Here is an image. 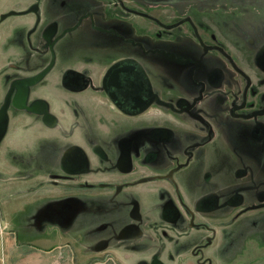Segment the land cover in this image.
Wrapping results in <instances>:
<instances>
[{"label":"rangeland","instance_id":"374dc122","mask_svg":"<svg viewBox=\"0 0 264 264\" xmlns=\"http://www.w3.org/2000/svg\"><path fill=\"white\" fill-rule=\"evenodd\" d=\"M130 1L0 0L7 7L0 14V126L6 111L19 104L16 94L21 89V107L26 110L19 114L20 122L0 128V264H22L35 250L31 242L44 246L52 241L65 244L71 253V260L63 264L75 263L74 249L67 243L71 238L56 230L68 228L73 217L67 210L58 211V202L52 205L55 200H42L46 193L39 191L37 181L50 167L61 173L62 156L63 161L72 157L74 164L83 158L87 174L102 172L109 178L104 184L121 188L139 183L142 187L153 178L147 170L157 172L154 178L164 186L162 198L181 200L182 217L184 213L190 217L175 227L183 229L181 239L164 241L173 262L178 259L181 264L180 255L174 256L179 247L185 263L193 259L194 264H215L212 254L222 251L228 264H264V138L252 139L238 120L227 118L242 106L249 112L264 110V77L254 80L242 70L226 78L220 75L217 69H231V62L224 47L211 45H221L220 36L232 32L242 36L239 55L250 56L259 39L255 30L241 35V28L264 29V0H179L182 6L189 5L185 13L190 14L172 27L164 25L160 15L171 3ZM169 9L177 12L172 5ZM10 46L16 50L9 51ZM262 49L264 45L257 50L254 65L264 70ZM246 58L251 65V58ZM128 59L143 66L151 91L145 107L132 114L121 111L107 80L109 69ZM82 68L88 76L103 75V92L89 95L87 103L71 99L66 110L70 128L58 129L45 99L52 87H42L43 79L72 75L68 82L82 89L91 85V79L76 74ZM151 106L157 112L149 113ZM41 116L47 124H42ZM150 121L170 130L171 138H150ZM150 154L158 159L150 160ZM16 170L31 173L30 190L5 176L9 171L18 174ZM110 175L128 177L113 181ZM169 187L175 190L171 194L165 190ZM39 206L47 217H41ZM173 210L179 218L180 208ZM5 217L13 221L6 227ZM48 233L55 236L52 241L43 237ZM99 241H85L80 249L101 250ZM172 242L173 249L168 247ZM82 264L119 263L105 254Z\"/></svg>","mask_w":264,"mask_h":264},{"label":"crops","instance_id":"0c3cea01","mask_svg":"<svg viewBox=\"0 0 264 264\" xmlns=\"http://www.w3.org/2000/svg\"><path fill=\"white\" fill-rule=\"evenodd\" d=\"M210 1L215 2L216 0ZM127 2L128 4L132 3V1L130 0H127ZM167 2L171 3L170 5H172V7H174L177 12L171 11L169 9L170 5L166 4L165 8H162L160 10V15L163 17L162 23L164 25L172 27L182 20L183 15L190 14L185 13V9L188 8L189 5L184 4L182 6L179 0H165V3ZM172 2L175 3L173 4ZM5 10H7V7L0 3V14ZM178 13L180 15H178ZM152 19L154 20V18ZM219 19H217V21ZM251 20L253 21V19ZM223 21L225 20H222V22ZM213 22L215 23V20ZM253 30H255V33L257 34L259 44L255 47V49H253V51H251L250 56L247 55L243 57L239 55V51L241 48L239 47V45L241 41H243L242 36L239 37L237 35H234L232 32H225L224 35L220 36V38L223 39L219 43L223 46L219 45L218 43L211 44L215 46L216 49H221L222 47H224L225 51L227 52L225 54L227 55V58H229V62H231V69L229 68L230 73L228 72L229 69L226 71H224L222 68L217 69L220 70V74L225 76V78L226 75L229 74L239 75V70H242L243 74L248 75L251 79L254 80H259L261 77H264V70L260 69L257 65H254L256 64L255 58L257 50L259 49V47L264 45V29L243 26L241 28V35L249 34V32ZM227 44L229 45L230 52L226 50L228 48ZM15 50L16 47L14 48L13 46H10L9 51ZM246 57L251 58V65L250 61ZM8 60H10V58ZM15 65L16 64H12V66L15 67V70L17 71ZM213 69H215V66H213L211 70H209L208 74L213 71ZM76 71H82L81 73H85L86 69L82 68ZM84 75L88 76L87 73H85ZM88 77L89 79H91V85L82 89H80L77 85H73V82H68L72 79V75L66 78L65 76H63V73H61L49 75L43 79V83H45V85H42V87H52L51 93L47 94L48 96L45 99L50 104V112L54 117H57V121H53L57 123L58 129L66 130L70 128L68 118H71V115L69 114L70 112L66 110L69 108L68 104L71 99L82 98L87 103V98L89 95L95 96L96 94L103 92L101 91V82L103 75L99 77L98 74H93L92 76ZM94 86H98L99 88ZM153 91V94L155 93L157 97H159V99L164 101V97H161L159 94H157L155 90ZM22 93V89L17 92L16 96H19V104L13 105L14 107L9 108L8 112L6 111L3 120H1L0 128H4V125L6 124L8 128V125H13V123L16 124L20 122L19 114L23 111L26 113L24 107H21L23 106L21 97ZM202 96L204 97L203 94ZM105 100L107 99L105 98ZM79 101L85 104L83 101ZM239 108L238 111H232V114L228 115L227 118H229L231 122H233V120H238L240 125H242L249 131L250 137L252 139L255 140V136L259 137V139L260 137L264 138L263 108H256L251 112H249L250 110L245 109L243 106L240 109ZM148 109L149 113L151 114L153 112H157V109H154V106H151ZM161 112L163 111L159 109V113ZM66 113H68V116H66ZM48 118L49 116L47 117V119ZM41 119L42 124H47L48 120L46 122L45 117L41 116ZM196 123L197 121H192V124ZM156 126L157 125L152 121H150V123H147V131H150V138H154V141L157 139L165 140L166 138H171L170 130L157 128ZM18 129L20 130L21 126H19ZM17 133L18 132H16L15 134ZM148 157L150 158V160L158 159L157 156H153L152 154L148 155ZM63 158L64 156H62L61 159V173L57 172L53 167H50L45 175L46 177L42 176L41 178L40 175V179H37V181L38 184L40 183L39 191H43L44 194L46 193V198H43L42 200H48L50 202L55 200L52 205L58 202V204L56 205L58 211L67 210L69 217H73V220L69 223L70 226L68 228L57 227L56 230L57 232H63L60 233V235H68V237L71 238V242L68 241L67 243L72 244V247L74 249L73 255H75L76 258V260L74 258V262L76 264H82L85 262L87 263L90 258L105 254L112 255L119 264H178V259H176L175 262H173V259H171V250H169V248H165L164 241L171 242L173 241V239H175L176 241L178 239H181L183 237V229L179 228L177 230L175 229V227L177 226L178 222L179 224H183V218L190 217L189 215L185 216V213L184 217H182L183 203L181 200L179 201L178 198H172L171 200L166 201L164 200V198H162V192L164 190H162L161 187L164 188V186H162V184L158 182L156 178H154L158 177L156 176L157 172L147 170V176L153 178L147 179V183H143L145 185H143L142 187L138 186L139 184H142L139 183L129 187L128 185H125V187L121 188V186H112L110 183L104 184V179L109 178H105V175L102 172H93V174H87V171L85 170L86 161H84L83 158V160L79 158L76 164L72 162V157H66L64 161ZM155 163L156 162L150 164ZM76 165H78L77 168H75ZM17 172L18 174H12V171H9L5 173V176L9 177L10 179L13 178L15 180L13 181V185L22 187V190H30V188L28 187L33 186L34 182L29 179L31 173H25L24 171ZM128 175H122L121 177L110 175L109 177H112L110 179L113 181H124L127 180L125 179V177H128ZM62 176H65V179H63ZM69 177H71L72 180H69ZM117 178L120 179L114 180ZM85 180H89V184H85ZM1 184L3 185V187L5 186V184ZM144 189H147L146 192H144L146 194L142 195L144 194L142 193ZM165 190H167L169 194L175 191L170 187L166 188ZM60 199H66V201L59 203ZM177 206L180 208L179 218L177 211L173 210ZM38 208L40 209L39 212L42 215L41 217H47L44 208L42 206H39ZM195 214L196 212L194 213V215ZM5 218H7L3 220V224L5 227L6 225L13 223L11 218ZM58 224H61V222ZM159 224L162 225L157 229V226ZM100 232L101 236H98V233ZM43 237L48 241H52L53 237L55 236H52V234L48 233L44 234ZM95 239L100 240L99 243L102 247L101 250H97L96 248H93L92 250L80 249L85 241H91ZM31 243L35 246L33 248L35 250L25 255L27 260L23 259L22 264H63L65 259L69 258L71 260V253L68 249L65 248V244H54V242L52 241L48 242L44 246H39L33 242ZM174 245L175 243L172 242L168 244V247L170 246L173 249ZM174 253V256L176 258H178L180 255L179 258H181V264L195 263L193 259H189L185 263L182 260V249L179 247L174 250ZM226 255L227 253L225 254V252L223 253L222 251L212 254V256L215 257L213 258L214 263L228 264L229 262L226 258ZM3 260H5V258ZM67 264H70L69 261L67 262Z\"/></svg>","mask_w":264,"mask_h":264},{"label":"flooded vegetation","instance_id":"af4514ba","mask_svg":"<svg viewBox=\"0 0 264 264\" xmlns=\"http://www.w3.org/2000/svg\"><path fill=\"white\" fill-rule=\"evenodd\" d=\"M213 46V45H212ZM215 48V46H213ZM216 49V48H215ZM134 59V58H133ZM121 71H117L118 69ZM73 74L76 73V71H72ZM116 72V73H115ZM120 72V77L127 76L130 77L128 80V84L122 81V79L117 81L116 75ZM79 73V77L83 76L85 79L89 77L84 75L83 73L77 71L76 74ZM221 75V74H220ZM107 80L109 82V78L111 79L110 83L113 82L116 88H108L109 92L117 96V104L121 111L126 114H132V113H137L141 108L145 107L146 105V98L148 100V96L150 97L151 91L147 82V78L145 76V69H143V66L135 61V60H128V61H122L118 64H116L114 67L110 68L108 73H107ZM109 83V84H110ZM129 86V93L128 96H126L125 101H121L122 95L121 93L125 90V85ZM111 86V85H110ZM131 95V96H130ZM130 101H127V100ZM72 164V163H71ZM78 165L75 166L77 168ZM74 168V169H75Z\"/></svg>","mask_w":264,"mask_h":264},{"label":"water","instance_id":"95a60500","mask_svg":"<svg viewBox=\"0 0 264 264\" xmlns=\"http://www.w3.org/2000/svg\"><path fill=\"white\" fill-rule=\"evenodd\" d=\"M128 60H130V59H128ZM128 60H126V61H128ZM117 71H120L119 70V68L118 69H116V72ZM115 72V73H116ZM121 72V71H120ZM120 72L118 73V75H116V78L115 79H117V81H119L120 82V80L122 79V81L124 80V82H126L127 84H128V80L130 79V77H127L126 75L125 76H123V77H120ZM110 81H111V79L109 78V83H110ZM125 85V90L121 93V95H122V97H120L121 98V101H125V98H126V96H128V93H129V86L128 85ZM110 85H111V87H113V88H116L117 86H115L114 85V83L113 82H111L110 83ZM109 85V86H110ZM110 95H111V97L117 102V96L114 94V92H113V94L112 93H110ZM131 96V95H130ZM127 100V99H126ZM127 101H130V100H127ZM142 109V108H141ZM140 109V110H141Z\"/></svg>","mask_w":264,"mask_h":264},{"label":"trees","instance_id":"16d2710c","mask_svg":"<svg viewBox=\"0 0 264 264\" xmlns=\"http://www.w3.org/2000/svg\"><path fill=\"white\" fill-rule=\"evenodd\" d=\"M260 64L264 65V49L260 53Z\"/></svg>","mask_w":264,"mask_h":264}]
</instances>
